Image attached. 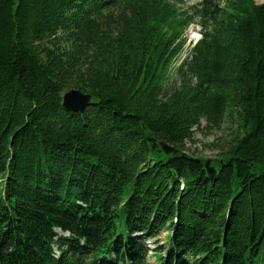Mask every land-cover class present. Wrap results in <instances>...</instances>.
Returning <instances> with one entry per match:
<instances>
[{"label": "trees", "instance_id": "obj_1", "mask_svg": "<svg viewBox=\"0 0 264 264\" xmlns=\"http://www.w3.org/2000/svg\"><path fill=\"white\" fill-rule=\"evenodd\" d=\"M209 1L169 88L170 1L0 0V264H264V3ZM227 117L218 158L187 152Z\"/></svg>", "mask_w": 264, "mask_h": 264}, {"label": "rangeland", "instance_id": "obj_2", "mask_svg": "<svg viewBox=\"0 0 264 264\" xmlns=\"http://www.w3.org/2000/svg\"><path fill=\"white\" fill-rule=\"evenodd\" d=\"M175 4L177 8L187 15H192L194 17L193 21L184 29L183 32V49L178 55L174 64L171 68L170 79L167 82L169 88L178 86L180 84L181 78L177 72L178 67L186 58L191 59L190 49L195 45V43L201 38V26L202 18L200 16L199 10L201 8V2L204 0H168ZM219 2L222 5V0H211L209 1V9L214 8L215 4ZM257 3H264V0H256ZM203 125L206 126L207 122L203 120ZM238 128L236 117H227L222 124L220 129L217 128H205L199 130L195 128L194 137L192 140L188 141L186 144L187 152L195 157H206L208 159H216L221 153L227 148L228 143L235 135ZM166 233H162L160 236V243L164 244ZM154 240L150 239L148 241L149 248H154ZM151 258L153 257L152 251L148 253Z\"/></svg>", "mask_w": 264, "mask_h": 264}, {"label": "water", "instance_id": "obj_3", "mask_svg": "<svg viewBox=\"0 0 264 264\" xmlns=\"http://www.w3.org/2000/svg\"><path fill=\"white\" fill-rule=\"evenodd\" d=\"M63 99L64 106L67 109L76 112L84 109L91 102L92 95L73 88L64 93ZM164 148L166 152H172V148L169 146L164 145ZM206 168L210 177L215 179L217 176V170L210 165V160L206 163Z\"/></svg>", "mask_w": 264, "mask_h": 264}]
</instances>
